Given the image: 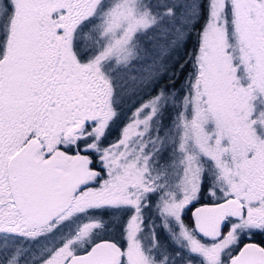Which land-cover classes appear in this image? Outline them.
Masks as SVG:
<instances>
[{
  "label": "snow or ice",
  "instance_id": "obj_1",
  "mask_svg": "<svg viewBox=\"0 0 264 264\" xmlns=\"http://www.w3.org/2000/svg\"><path fill=\"white\" fill-rule=\"evenodd\" d=\"M0 264H264V0H0Z\"/></svg>",
  "mask_w": 264,
  "mask_h": 264
}]
</instances>
